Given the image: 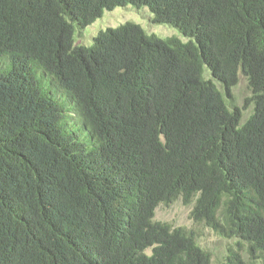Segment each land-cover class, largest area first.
Here are the masks:
<instances>
[{"label": "trees", "instance_id": "1", "mask_svg": "<svg viewBox=\"0 0 264 264\" xmlns=\"http://www.w3.org/2000/svg\"><path fill=\"white\" fill-rule=\"evenodd\" d=\"M126 6L187 41L125 23L75 45ZM177 199L264 264V0H0V264H210L154 220Z\"/></svg>", "mask_w": 264, "mask_h": 264}, {"label": "rangeland", "instance_id": "2", "mask_svg": "<svg viewBox=\"0 0 264 264\" xmlns=\"http://www.w3.org/2000/svg\"><path fill=\"white\" fill-rule=\"evenodd\" d=\"M152 15L147 8H134L132 6L115 8L112 11H104L102 16L91 25L82 29L74 35L76 46L89 48L93 44V38L100 31L114 29L119 25L130 23L139 26L147 35H154L161 40L175 38L181 42H186L178 30L164 25L152 24ZM207 71H203V78H207ZM47 84V83H46ZM53 92V90L51 89ZM234 104L241 108L242 115L240 124H242L252 112L251 107L247 104L244 107V100L249 97L250 93L247 88L245 79L239 75L236 85L231 90ZM58 102L66 107L67 95L65 92L58 93ZM71 120L67 118L71 130L77 131L82 125L81 118L74 112H71ZM70 115V114H69ZM77 117L79 120L74 122ZM246 118V119H245ZM85 135V133H83ZM192 204H183L180 199L175 200L169 205L159 204L154 211V220L168 224L172 228L192 229L195 232V241L197 245L207 250L210 254V264H260L257 261L250 260L246 255V246L237 239H225L217 236L210 229L196 225L190 219ZM148 254L150 250L146 251Z\"/></svg>", "mask_w": 264, "mask_h": 264}]
</instances>
